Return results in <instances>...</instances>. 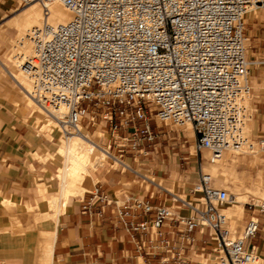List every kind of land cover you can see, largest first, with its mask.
<instances>
[{
	"label": "built area",
	"instance_id": "obj_1",
	"mask_svg": "<svg viewBox=\"0 0 264 264\" xmlns=\"http://www.w3.org/2000/svg\"><path fill=\"white\" fill-rule=\"evenodd\" d=\"M32 2L34 0H25ZM44 21L30 30L32 53L18 62L31 82L35 104L55 121L52 132L83 134L95 126L109 131V159L131 169L125 154L155 149L160 132L153 122L192 124L197 151L212 159L241 150L248 137V100L253 95L246 22L264 0H38ZM60 1L74 17L52 24L49 3ZM126 130L127 134H121ZM264 147V138L257 139ZM114 147L116 153L110 152ZM202 172L192 202L166 189L176 206L134 200L132 208L150 220L126 223L137 249L182 263V243L196 228L208 229L213 264H256L262 260L249 241L264 230V198L246 203L249 218L234 236L223 226L220 208L230 202L226 189ZM83 205L109 203L99 188ZM181 206L191 215L179 216ZM171 225V230L164 228ZM182 226V228H180ZM148 237V238H147ZM178 239L181 245L178 243ZM264 264V260H262Z\"/></svg>",
	"mask_w": 264,
	"mask_h": 264
},
{
	"label": "crops",
	"instance_id": "obj_2",
	"mask_svg": "<svg viewBox=\"0 0 264 264\" xmlns=\"http://www.w3.org/2000/svg\"><path fill=\"white\" fill-rule=\"evenodd\" d=\"M15 4V0L2 1L0 15ZM246 36L251 84L255 87L252 131L260 139L264 138V7L248 13ZM6 73L29 98L18 80ZM11 77L0 73V264H43L45 246L50 250L46 254L49 264H203L200 256L211 258L214 240L208 229L202 233L196 228L192 233L194 241L182 243V263L174 259L164 262L162 254L146 255L139 251L127 229L126 223L154 216H141L139 209L132 208L134 200L154 206L177 204L167 188L143 173L147 170L154 177L165 179L172 176H167L171 167L166 151H160L166 135L157 139L155 149L149 145L145 154H125L126 161H132L131 169H110L103 175L99 167L91 178H103L91 189L86 186L82 198L73 197L64 207L60 202L58 210L50 208L51 196H59L60 190L55 182L58 142L55 135L46 137L37 130L33 109L12 85ZM121 134L127 131L122 130ZM47 154L54 156L42 159ZM42 184L47 188L45 192ZM96 188L109 200L102 214L98 213L102 206L98 200L93 201L89 211L83 210ZM178 214L186 217L191 210L181 206ZM170 230L171 225L164 228L166 233ZM178 243L181 245L179 239ZM253 246L264 260V230L250 239L249 247Z\"/></svg>",
	"mask_w": 264,
	"mask_h": 264
},
{
	"label": "rangeland",
	"instance_id": "obj_3",
	"mask_svg": "<svg viewBox=\"0 0 264 264\" xmlns=\"http://www.w3.org/2000/svg\"><path fill=\"white\" fill-rule=\"evenodd\" d=\"M2 1L6 0H0V3ZM16 4L11 8V10L7 12H2L0 15V59L4 61L6 64H8L10 72L13 73L16 78L24 80V85L30 88V91H33V88H31V83L26 78V76L23 74V72L20 73V68L18 67V62H20V58L17 56L16 53H18L20 50H17L14 48L15 45V39L17 36V29L15 27H11L8 23L9 20H11L16 14L20 13L22 10H24L29 5L33 4L35 1L32 2H26L25 0H15ZM15 49V50H14ZM16 51V53H15ZM13 56L12 59L8 60L9 56ZM13 60V62L11 61ZM18 60V61H17ZM14 63V65H13ZM19 71V72H18ZM20 74H18V73ZM0 73L4 76H9L6 73V71L1 67L0 64ZM18 74V75H16ZM24 75V76H23ZM252 75V71H251ZM27 79H25V78ZM12 85L15 87V89L20 91V88L15 85L12 77ZM253 96L248 100V108H249V118L246 121L245 126V132L248 139L247 146H244L238 154L236 152H231V155L238 156L237 158V164L230 165L232 163H229L227 165V168L234 167L238 173L246 172L249 173V178L246 179L244 185L242 188H236L235 183L233 181H228L226 184H220L222 182L220 180V177L214 176V185L218 187H221L223 189H226L228 193L233 194L235 197H237V193H243V196L241 198V201L238 203L239 205L236 206L235 202H229L222 206L220 209L227 215L229 221L227 227L229 228V231L232 235L237 236L241 233L245 222L249 218V212L246 209V203L248 202H259L264 198V193H255L253 190L255 188V182L263 183L264 181V147L258 144L257 137L253 135L252 126H253V112H254V94H255V87H253ZM21 95H23L25 101H27V98L25 94L20 91ZM31 100V99H30ZM28 100V103L29 101ZM31 109L35 111V118H36V126L37 130L44 134L46 137H52V134L55 135L58 146L60 143L61 135L57 130L52 132V128L54 125L52 124L50 127L43 125L45 123H48V120L45 119V115L42 113H39L37 111V105L32 101L29 103ZM32 110V111H33ZM33 111V113H34ZM39 119H38V118ZM43 117V118H42ZM250 125V126H249ZM153 126L156 130H158L162 136L166 135V140H162V145L160 151H166V157L168 159V163L170 164L171 170L167 174V176H171L169 179H165L163 177H154L152 172H148L145 170L143 173H145L147 176H149L151 179H154L157 183L161 184L163 187L167 188L171 192L181 196L182 198L189 200V201H196L197 198H200L203 200L202 193L193 192L192 190L195 188V185L198 183L199 177L202 172L210 173V169L207 166H211V163L209 161V157H205L204 153L202 151H197L195 148V134L192 127H189L188 129L187 124L185 125H176L174 123L169 124H162L160 122L156 123L153 122ZM50 128V129H49ZM41 129V130H40ZM51 130V131H50ZM90 132L94 133L96 138L99 135V138H96V140L103 146L108 149L109 144L113 143V140H111V135L109 131H106L105 129L101 128L100 126H95L93 128H90ZM71 136V135H68ZM194 149V150H192ZM193 151V152H192ZM231 150H226L225 155ZM110 152L116 153V150L112 146L110 149ZM254 152H259L261 154V157L257 160H253V154ZM224 155V156H225ZM35 157H38L35 155ZM57 159L59 160V155H56ZM126 160V155H125ZM224 158V157H223ZM38 159L42 160L40 157ZM253 162H250V161ZM129 164H132L131 160L129 159L126 161ZM209 163V164H208ZM60 164V160H59ZM100 168V173L104 175V173L107 170L112 169H122L117 163H112V160L106 157V160L104 161V164H102ZM123 170V169H122ZM99 177V179L94 180L95 178H88L86 181V186L88 189L93 188L94 184L103 178ZM161 178V179H160ZM218 178V179H217ZM253 178V179H252ZM56 179H58L56 177ZM55 179V182L57 184V189H59V182ZM92 179V180H91ZM90 180V181H89ZM94 180V181H93ZM251 180V182L249 181ZM254 181V182H253ZM217 184V185H216ZM85 193V192H84ZM84 195V194H83ZM83 195H76L74 197L81 198ZM237 209H232V208ZM200 261L203 262V264H213L214 261L211 258H203L200 256L198 258ZM205 261V262H204Z\"/></svg>",
	"mask_w": 264,
	"mask_h": 264
},
{
	"label": "bare ground",
	"instance_id": "obj_4",
	"mask_svg": "<svg viewBox=\"0 0 264 264\" xmlns=\"http://www.w3.org/2000/svg\"><path fill=\"white\" fill-rule=\"evenodd\" d=\"M34 1L35 2L33 4L29 5L24 10H22L20 13L16 14L11 20H9V23H8L11 27H15L18 30L16 39L14 40L15 41L14 48L17 50H20L18 53H16V51H15V53L17 54V56L20 58L21 61H23L25 56L30 55L32 53L33 45L28 38V34H29L30 30H32L35 26L41 25L44 21V9L42 7V4L38 0H34ZM49 10H50V17L48 18V21L52 24H57V23H61V22L62 23L68 22V21L72 20L74 17L73 12L69 8H67L63 3H61L60 1H53V2L49 3ZM12 58H13V56L11 54V56L8 57V60H10ZM11 61L13 62V60H11ZM0 64L2 67H4V69L7 72L11 73L10 72L11 70H9V68L7 67L8 64H6L1 59H0ZM13 65H14V63H13ZM21 72L22 71H20V73ZM20 73H18V74H20ZM11 74L16 80H18L19 84H21L24 87V89L26 90L25 93H27V95L29 97L28 100L31 99L29 101V103L32 101L34 102L32 97L28 93V91H30V88L29 87L26 88V86L24 85L23 78L20 80V79L16 78V76L13 73H11ZM18 74H16V75H18ZM37 111L42 114V111L38 108V106H37ZM35 113H36V109H35L33 115H35ZM52 124L55 125V121H53L52 119L49 118L48 123H45L43 126L44 127H46V126L50 127ZM186 124L188 126V129H190L189 127H192V124L190 122H188ZM99 135L100 134H98V136L96 138H99ZM94 136H95V132L92 133L85 128L83 129V134H71V136H68V135L61 136L60 143H59V146L57 149V155H59L60 164H59V168H58V173L56 175V177L58 178L57 181L59 182V189L60 190H59V196H53V197L51 196L50 204L52 207H50V208H54V209L58 210L57 207H58L60 202H62V205L64 207L68 203V201L71 198H73L74 196L83 195L87 189L85 183L88 180V178H90L92 175H94L95 172L99 169V166L104 164L106 157L108 158L109 148L107 149L106 147H103L96 140V138H94ZM247 142L245 143L244 146H247V144H248ZM192 150H194V149H192ZM203 150H204L203 153H204L205 157L208 158L210 156L209 161L211 163V166H207L210 169V174L212 176L214 175L216 177H220V180L222 181V182H220V184H226L228 181H233V183H235V185H236V188H238V189L242 188L246 179L249 178V173L246 172L247 170L246 171L244 170L242 175L239 176V173L237 172V170L234 167L227 168V165L229 163H232L230 165H234L235 163L237 164L238 156L237 155L236 156L231 155V152H236L238 154L241 150H244L243 148L241 150H231L229 152L227 151L228 153L226 155H225V153H226V151H225L221 155V157L217 158V159H212L211 152L208 149H203ZM196 152H197V150H196ZM244 152H245V150H244ZM254 153L255 154H253L254 156L252 157L253 160H257L261 157V154L259 152H254ZM52 156H54V154H47V155H44V157H42V159L47 160L48 158H50ZM250 162H253V161L251 160ZM94 180H96V179H94ZM249 181L251 182V180H249ZM254 184H255V188L253 191L255 193H264V181H263V183L255 182ZM217 187H218V185H217ZM46 190H47L46 186L44 184H42V191L45 192ZM197 193L200 194V192H197ZM229 195L231 198L230 201L235 202L236 206L239 205L238 203L241 201V198L244 197L243 193H237V197H235L236 195L234 196L231 193H229ZM83 196H81V198ZM232 209L233 210L237 209V207L236 208L234 207ZM31 210H32V208H31ZM220 211L223 215H225V222H224L223 226L225 228L229 229L227 227L229 219H228L227 215L222 211V209H220ZM54 213H56V212H54ZM53 215H55V214H53ZM52 233L53 232H50L48 234H52ZM49 236L50 235H48V237ZM49 246H51V245H49ZM47 250H49V247L47 248V246H45L43 248V252H44L43 254L45 255V257L43 259V264H49L50 263V262L48 263V259L46 257ZM41 262H42V260H41ZM256 264H262V260L258 261Z\"/></svg>",
	"mask_w": 264,
	"mask_h": 264
}]
</instances>
